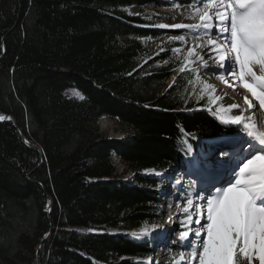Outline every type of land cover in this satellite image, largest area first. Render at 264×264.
<instances>
[{"label":"trees","instance_id":"16d2710c","mask_svg":"<svg viewBox=\"0 0 264 264\" xmlns=\"http://www.w3.org/2000/svg\"><path fill=\"white\" fill-rule=\"evenodd\" d=\"M152 2L0 0V115L13 117L0 121V264H147L163 174L241 135L206 97L182 92L186 74L170 59L178 43L144 51L141 41L166 31L129 9ZM104 117L122 139L102 134Z\"/></svg>","mask_w":264,"mask_h":264},{"label":"snow or ice","instance_id":"6c2138e0","mask_svg":"<svg viewBox=\"0 0 264 264\" xmlns=\"http://www.w3.org/2000/svg\"><path fill=\"white\" fill-rule=\"evenodd\" d=\"M191 18L198 23L172 27L193 29L197 38L206 37L210 47L205 55L215 53L209 58L221 68L226 67V60L231 61L225 72L212 74L221 78L229 74L237 77L264 108V0H199L196 15ZM159 27L169 26L161 24ZM170 39L183 41L184 36ZM196 47L203 50L205 45ZM188 55L203 61V56L194 49H190ZM257 68L259 74L254 70ZM179 71L184 72V66ZM244 99L249 107L253 106L248 97ZM5 119L11 118L0 115V121ZM231 122L241 124L242 117L236 115ZM257 140L261 147L244 141L238 148L236 143H231V152L221 148V154L229 160L218 161L216 174L195 194L204 205L197 208L192 199H187L191 211L190 207H184L183 211L187 219L199 227L194 234L188 230L179 232L181 258L187 251L195 264H264V135L257 136ZM192 212L200 218L193 220ZM202 219L206 222L201 223ZM185 241L187 243H183Z\"/></svg>","mask_w":264,"mask_h":264},{"label":"rangeland","instance_id":"374dc122","mask_svg":"<svg viewBox=\"0 0 264 264\" xmlns=\"http://www.w3.org/2000/svg\"><path fill=\"white\" fill-rule=\"evenodd\" d=\"M155 2H152L151 6L147 5V7H132L129 9V13L133 15H142L146 16L151 15L149 18L150 20H154L155 24L159 27V25H168L169 27L161 28L164 31H166L165 35L157 40H147V41H141V44L144 48V51L148 54H158L161 52L163 45L165 44H171L172 42L178 43V47L173 49V54L171 56V60H179L181 63V66H184L185 71L180 72L184 73L186 82L183 84V90L182 92L187 94L188 96H195V97H206L209 100V104L216 110L217 114L223 117V119L226 120V122H231L232 118L230 114L245 115L246 112L250 111H242L238 112L236 108H230L225 106V101L227 99H230L232 104H235V100H237L238 95L235 92V88L233 90L224 89V79L228 76H225L224 78H221L219 75H214L212 72H207L205 70V65H211L212 68H214L216 71L215 73H223L226 71L225 68H221L217 63H214L212 59L210 58H204V52L206 50L209 51V47L207 45V38L204 37V39L197 38V33L193 29L189 28H183V29H177L175 27H172L176 24H184V25H195L198 23V20L192 19L191 17L196 15V9L199 6V0H194L195 4L189 7H178L175 0H153ZM176 36H184V40H175L170 39V37H176ZM200 36H203V33H200ZM204 44L205 47L203 50L197 48V45ZM194 49L197 53H199L201 56H203V61L198 60L195 56H189V50ZM178 50V51H177ZM211 53V52H210ZM211 56H215V53H211ZM230 60H226L225 65L227 66L228 63H230ZM233 68H237L236 65L233 63ZM255 70H258L255 69ZM259 72V70H258ZM180 73H176L174 76H172L168 81L167 84L169 86H175V84L178 82V77ZM231 81L232 76L228 77ZM210 84L212 87L208 88L205 85ZM228 87V86H227ZM222 89L223 93L222 94ZM227 90V93H226ZM67 95L71 97H79V92L71 88L67 90ZM236 105V104H235ZM227 109V110H226ZM232 110V111H231ZM248 110V109H247ZM231 112V113H230ZM243 115V116H244ZM245 117V116H244ZM103 121V122H102ZM244 121H242L243 123ZM241 125V124H240ZM241 129V135L239 137L240 141H245V131L248 130L250 124L249 122L246 124H242ZM248 127V128H247ZM99 128L105 136L109 138H118L121 139L125 136V133L121 131V128L117 125L116 121L104 117L101 119L99 123ZM262 134H264V129H262L260 126L258 127ZM258 131V130H256ZM257 132H255L256 136ZM236 141V140H235ZM233 141V142H235ZM261 147V145H258ZM247 145H245V148ZM114 161L116 162V165L118 167V172L120 173V176L123 177V179H129L134 180L136 177V172L133 170V168L130 166V164L125 163L122 161V159H118V157H113ZM220 161H228L229 157L224 156L221 158ZM122 162H121V161ZM198 165L194 168L187 167L186 169V175L187 177H190V184H186V186H181V196L186 197L188 193V199H192L194 205L196 206V199L197 196L195 195L200 188L204 187L208 181L216 174L217 169V157L215 155L208 156V158H205L203 160H199ZM202 167V168H201ZM205 172V173H204ZM202 176L200 178L199 176ZM208 175V176H207ZM171 176V172L163 174L164 181L166 182L169 177ZM207 179V181H205ZM191 186V188L187 191L184 189L187 186ZM172 192V191H171ZM170 192V193H171ZM51 199L49 198L48 205H50ZM185 207H190L186 204ZM162 208V207H161ZM175 210L167 208V202L165 203V206L163 207V210L160 212L161 217L165 218L167 215L170 217H174L173 212ZM182 222L178 226V230L180 231H195L193 229H190L195 224L191 223L187 219V214L182 212ZM192 219H199L197 213L192 212ZM159 219L158 221L150 222L146 225L145 233L147 236H149L150 243L152 244V259L147 262V264H160L159 258L157 257V253L161 252V255H164L161 259L164 261V263L161 264H195L190 258L189 254L183 253V258H181V247L180 243H174V241L179 240L178 237L172 236V232H170L169 227H167V222L163 219ZM169 222V221H168ZM205 222V219H204ZM203 219L201 220V223H204ZM191 226V227H188ZM194 234V233H193ZM191 235L190 238L191 239ZM169 240L165 245L164 242ZM187 243V241L183 242ZM154 245V246H153ZM258 264V262H257Z\"/></svg>","mask_w":264,"mask_h":264},{"label":"bare ground","instance_id":"6f19581e","mask_svg":"<svg viewBox=\"0 0 264 264\" xmlns=\"http://www.w3.org/2000/svg\"><path fill=\"white\" fill-rule=\"evenodd\" d=\"M126 39V38H125ZM205 52H208V50H206ZM204 52V53H205ZM205 55V54H204ZM212 54L209 52V54L208 55H205V57L204 58H209V56H211ZM205 70L207 71V72H215L216 70L214 69V68H212V66L210 65H208L206 68H205ZM255 70V69H254ZM257 71V73L259 74V72H258V70H256ZM238 80V79H237ZM224 84H227V86H226V89H228V90H233V88H235L236 89V85L232 82V81H230V79L227 77V78H225L224 80ZM239 81V80H238ZM229 84H232L233 85V87H229ZM224 86V89H225V85H223ZM224 89H222V94H224L223 93V90ZM234 89V90H235ZM226 93H227V90H226ZM245 97H248V100L251 102V104L253 105L252 107H255L256 109H258V111L261 113V119H258V122H261V120L262 121H264V108H261L260 107V105H259V101L258 100H256L253 96H252V94L250 93V92H248L246 89L243 91V95H241V99H240V102H239V106L240 107H246V108H248L249 107V104L248 103H246L245 102ZM251 97V98H250ZM230 105H232V102L230 101V99H227L226 101H225V106L226 107H229ZM252 107H250V108H248V109H251ZM227 110V109H226ZM232 111V110H231ZM231 113V112H230ZM230 116L231 117H234V114L232 113V114H230ZM103 122V121H102ZM257 130V129H256ZM255 130V131H256ZM257 132V134H256V136H260V135H264V134H262V133H259L258 131H256ZM23 140V139H22ZM24 141V140H23ZM27 141V140H26ZM235 141V140H234ZM25 142V141H24ZM232 143H236V146L237 145H239V141L238 140H236L235 142H233L232 141ZM29 146H31V147H33V148H35V149H37L38 151H39V153L41 154L42 152L39 150L40 149V147L38 146V145H36V144H32V143H30V142H28L27 143ZM257 147H260V146H258V145H256ZM119 159V158H118ZM121 161V160H120ZM123 161V160H122ZM121 161V162H122ZM125 163H127V162H125ZM129 164V163H128ZM40 165V164H39ZM202 168V167H201ZM205 173V172H204ZM208 176V175H207ZM200 178H202V176L200 175L199 176ZM205 181H207V179L205 180ZM201 189V188H200ZM215 193V191L213 192V194ZM49 198L51 199V203H50V205H48L47 206V208H48V210L49 211H51L52 212V208H53V200H52V198H51V196H49ZM199 200L198 201H195V203H196V207L197 208H201L200 206H197V204H199ZM203 211H204V215L206 216V209H203ZM167 217H165L164 219H166ZM176 217H174V219H175ZM171 220V219H170ZM176 221V220H175ZM175 221H173L172 223H175ZM171 222V221H170ZM205 222H206V220H205ZM204 222V223H205ZM170 225H168L167 227H169ZM188 227H191V226H188ZM199 227V225H194L193 226V228L191 227L190 229H193V230H195L196 228H198ZM191 233H194V231H191ZM202 235H203V233H202ZM189 238H190V236H189ZM167 242H169V240H167L166 239V241L164 242V244L163 245H165ZM168 244V243H167ZM164 255H161V252L160 253H157V257L159 258V263L161 264V263H164V261L162 260ZM162 258V259H161Z\"/></svg>","mask_w":264,"mask_h":264},{"label":"water","instance_id":"95a60500","mask_svg":"<svg viewBox=\"0 0 264 264\" xmlns=\"http://www.w3.org/2000/svg\"><path fill=\"white\" fill-rule=\"evenodd\" d=\"M8 117H10L11 119H5V120H3V121H9V120H12L13 119V117H11V116H8ZM20 135H21V138L23 139V140H25L26 141V139H25V137L22 135V133H20ZM28 143V142H27ZM40 150V149H39ZM42 159V158H41ZM41 163H42V160L40 161ZM48 214H49V216H51V211H49L48 210ZM49 237V235H47L45 238H44V240L45 239H47ZM40 261V260H39Z\"/></svg>","mask_w":264,"mask_h":264}]
</instances>
